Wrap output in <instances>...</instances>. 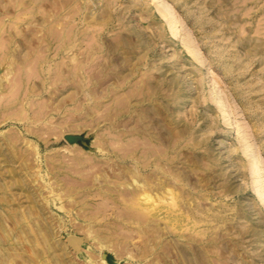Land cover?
<instances>
[{"label":"rangeland","instance_id":"374dc122","mask_svg":"<svg viewBox=\"0 0 264 264\" xmlns=\"http://www.w3.org/2000/svg\"><path fill=\"white\" fill-rule=\"evenodd\" d=\"M46 1L19 24L41 26L34 42L0 37V71L13 67L0 91V264H264V0ZM7 2L0 17L14 31ZM71 13L88 39L66 51L70 26L52 20ZM93 15L107 20L89 27ZM72 51L83 68L74 81ZM132 148L140 163L150 157L142 175L168 184L160 198L128 196L129 174L104 181V169L134 166Z\"/></svg>","mask_w":264,"mask_h":264},{"label":"bare ground","instance_id":"6f19581e","mask_svg":"<svg viewBox=\"0 0 264 264\" xmlns=\"http://www.w3.org/2000/svg\"><path fill=\"white\" fill-rule=\"evenodd\" d=\"M37 1L38 0H30V2L29 3H26V1L25 0H16V1H13V0H8V2L7 3H5V4H7V5H4L2 8H3V14H4V17H5V15L7 14H10V13H8L9 11H13L14 12V15L11 17V22L14 24V27H13V25H12V23H11V25H12V27H13V29H14V31H11V30H9V28H10V25H8V26H6L5 25V22L3 21V15H2V17H0L1 18V22H0V37L1 36H4L5 34L7 35V37L9 38H7L8 40H6V39H4V40H6V44L9 46V43H11L12 42V39L14 38V37H16V35H20V36H22L23 37V39L24 40H26L27 42H29V37L31 36L32 37V35L34 34L33 32H32V30L33 29H35V28H33L31 25H29V26H31L29 29H27L26 31L25 30H21L20 28H19V24L21 23V21H23L24 19H28L30 16H35L36 15V11L37 10H39L38 9V5H36V3H37ZM44 1V0H43ZM46 1V0H45ZM50 1V0H49ZM72 1V0H71ZM47 2V1H46ZM56 2V1H55ZM67 2V1H66ZM48 3V2H47ZM57 3V5L59 4L58 2H56ZM63 3V2H62ZM75 3V2H74ZM27 5V6H26ZM40 6H41V3L39 4ZM26 6V7H25ZM44 6V5H43ZM59 6H60V4H59ZM73 6V5H72ZM47 7V6H46ZM56 7H58V6H56ZM86 7V6H85ZM90 7V6H89ZM42 8V7H41ZM59 8V7H58ZM63 8V7H62ZM68 8H69V6H68ZM72 8V7H71ZM74 8V7H73ZM81 8V7H80ZM24 9V10H23ZM46 9V8H45ZM44 9V10H45ZM60 9V8H59ZM76 9H77V7H76ZM90 9V8H89ZM2 10V9H1ZM23 10V11H22ZM56 10H58L57 8H56ZM71 10V9H70ZM69 10V11H70ZM78 10V9H77ZM65 11V10H64ZM44 12V11H43ZM74 13V12H73ZM75 13H76V11H75ZM78 13V12H77ZM55 15V14H54ZM71 15H72V13H71ZM37 16V15H36ZM50 16V14L48 13V12H45V13H42V18H43V20H44V22H48L49 20H48V17ZM41 17V16H40ZM39 17V18H40ZM59 17V18H58ZM57 18L56 17H53V24L55 25V26H57V25H61V28H62V26L63 25H68L69 24V28H67L68 30L67 31H63L62 33H61V31H60V33L59 32H57V33H59V35H60V37L61 38H65L64 39V41L62 42V41H60V47L62 48V49H64V50H66V51H68V50H73V48L75 47H78V46H81V44H82V42H84L86 39H88L87 38V36L85 35V33H86V31H84V33L83 34H81V35H79L78 36V34L80 33V31L79 32H76L75 31V29L73 28V25H70V23H72L73 22V20H75L76 19V17L75 16H63V17H61V15L60 16H58ZM104 17V16H103ZM41 18V19H42ZM66 18H68V19H66ZM37 19V18H36ZM79 20H80V18H79ZM106 20H107V18H105V19H103L102 21H100V19H98V18H96L94 15L93 16H91V17H87V16H84L83 17V22H85L86 24H87V26H89V27H91V25H95V24H101V23H104V22H106ZM39 21V20H38ZM52 21H50V22H52ZM50 22H49V24H50ZM34 23V22H33ZM33 23H32V25H33ZM30 24H31V22H30ZM38 24V23H37ZM36 24V25H37ZM41 24H39L38 26H40ZM51 25H52V23H51ZM25 27V26H24ZM35 27V26H34ZM95 27H96V25H95ZM38 28V27H37ZM36 28V29H37ZM35 29V31H38L39 29L41 30V26H40V28L38 29V30H36ZM49 29V28H48ZM88 29V28H87ZM39 30V31H40ZM44 31H46V29H43ZM38 31V32H39ZM48 32H46L47 34H43V33H45V32H43V33H41L40 35L41 36H38V39H37V41H40L39 43L38 42H35L36 44L38 43V45L39 46H41V42H46L45 43V45L44 46H42V49H44V48H46L45 50H49L50 49V36L51 35H49V34H52V31H54V29L52 30V31H50V29L49 30H47ZM57 31H59L58 29H57ZM82 32H83V29L81 30ZM36 33V32H35ZM40 33V32H39ZM56 33V32H55ZM54 33V34H55ZM55 35H57V34H55ZM58 35V36H59ZM36 35L34 34V37H35ZM53 36V35H52ZM91 36V35H90ZM19 37V36H18ZM30 37V38H31ZM37 37V36H36ZM54 37H56V36H54ZM89 37V36H88ZM97 37V33L95 34V32H94V34L92 35V38L91 39H94V38H96ZM40 39V40H39ZM58 39V38H57ZM3 40V41H4ZM35 40V39H34ZM53 41H54V39H53ZM90 41V40H89ZM24 43H25V41H23ZM30 42H34V41H31L30 40ZM29 42V43H30ZM0 43H1V41H0ZM4 43V42H3ZM28 43V44H29ZM34 43V44H35ZM26 44V43H25ZM87 44V43H86ZM1 45V44H0ZM4 45H5V43H4ZM33 45V43L31 44V46ZM6 46V45H5ZM8 46H6V47H8ZM30 46V47H31ZM34 46V45H33ZM38 46V47H39ZM54 46H55V44H54ZM86 46H88L89 48L91 47H93L92 46V44H91V42H89ZM2 47L5 49V47L3 46V44H2ZM35 47V46H34ZM44 47V48H43ZM1 48V47H0ZM9 48V47H8ZM40 48V47H39ZM4 49H2V51L4 50ZM38 49V48H37ZM58 49V48H57ZM6 50V49H5ZM8 50V49H7ZM6 50V51H7ZM94 50V49H93ZM96 50H98V49H96ZM78 51V50H77ZM90 51V50H89ZM3 52H5V51H3ZM32 52V51H31ZM42 52H43V50H42ZM91 52V51H90ZM96 52V51H95ZM92 53V52H91ZM3 54V53H2ZM10 56H11V54H13V53H11V51L8 53ZM16 54V53H15ZM32 54V53H31ZM44 54V53H43ZM72 55L70 56V59H68V60H70L69 61V63H71V67L69 68V71H70V74L72 75V76H74L73 77V81H74V78H75V75H80L81 73H82V70H83V68H82V61H80L79 59H81V58H78L79 57V54H80V52H79V54L78 55H76L77 54V52L76 53H74L73 51H72V53H71ZM8 55V56H9ZM36 55V54H35ZM34 55V56H35ZM91 55V54H90ZM3 56H4V54H3ZM7 56V55H6ZM9 56V57H10ZM28 56H29V54H28ZM39 56V55H38ZM78 56V57H77ZM82 56V55H81ZM2 56L0 55V58H1ZM13 57H14V55H13ZM12 56H11V58H13ZM39 57H41V56H39ZM5 59L6 57L4 56V57H2L1 59ZM33 58V57H32ZM0 59V64L2 65V60ZM15 59H16V57H15ZM36 59V58H35ZM35 59H33V60H35ZM17 60V59H16ZM40 60H42V58H40ZM89 60V59H88ZM95 60V59H94ZM94 60H93V62H94ZM30 61V60H29ZM38 61V60H37ZM36 61V62H37ZM86 61V60H85ZM84 61V62H85ZM6 62V61H5ZM8 62H10V60L8 61ZM28 62V61H27ZM26 62V63H27ZM33 62V61H32ZM32 62H30V65H31V63ZM41 62V61H40ZM93 62H92V64H93ZM20 63V62H19ZM22 63V62H21ZM60 63H62V62H60ZM59 63V64H60ZM11 63H9V65H10ZM14 64V63H13ZM25 64V63H24ZM42 64V63H41ZM63 64V63H62ZM67 64V63H66ZM91 64V63H90ZM12 65V64H11ZM36 65V64H35ZM35 65H33V66H35ZM87 65V64H86ZM85 65V66H86ZM98 65V64H97ZM28 67H29V65H27ZM32 65H31V67H30V69L33 67ZM89 66V65H88ZM7 67H9L10 68V66H7ZM27 67V68H28ZM60 67H62V66H60ZM60 67L58 68L59 69V71H60ZM93 67V66H92ZM11 68H13V67H11ZM7 69V71H5L4 70V72H2V71H0V91H2V86H3V82H5L6 81V79H7V75L8 74H10V73H12V70L13 69ZM67 68V67H66ZM4 69V68H3ZM35 70H36V68H34ZM33 68H32V70H34ZM56 69V68H55ZM58 69L56 70L58 73H59V71H58ZM1 70V69H0ZM38 70V69H37ZM36 70V71H37ZM53 70V69H52ZM67 70V69H66ZM88 70V69H87ZM89 70H90V68H89ZM100 70V69H99ZM94 71V70H93ZM24 72V71H23ZM61 72V71H60ZM83 72H85V71H83ZM100 72V71H99ZM39 73V72H38ZM63 73V72H62ZM101 73V72H100ZM17 74V73H16ZM19 74V73H18ZM17 74V75H18ZM22 74V73H21ZM56 74V73H55ZM85 74V73H84ZM23 75H24V73H23ZM30 75V74H29ZM27 73H26V76H29ZM58 75H62L61 73L60 74H58ZM64 75V74H63ZM67 75V74H66ZM89 75V74H88ZM87 75V76H88ZM93 75H94V73H93ZM102 75V74H101ZM19 76V75H18ZM22 76V75H21ZM57 76V75H56ZM86 76V77H87ZM96 75H94L93 77H95ZM98 76V75H97ZM20 77V76H19ZM25 77V76H24ZM24 77H23V80L22 81H24ZM60 77V76H59ZM80 77V76H79ZM98 77H100V76H98ZM26 78V77H25ZM61 78H63V77H61ZM89 78H90V75H89ZM96 78V77H95ZM20 79V78H19ZM55 79V81H57V79L56 78H54ZM59 79V78H58ZM8 80H9V78H8ZM16 80H18V78L16 79ZM28 80V79H27ZM69 81H70V79H68ZM71 80V81H72ZM19 81V80H18ZM22 81H21V83H22ZM70 81V82H71ZM94 81H95V79H94ZM20 82V81H19ZM26 82H28V81H26ZM58 82V81H57ZM96 82V81H95ZM18 83V82H17ZM25 84V83H24ZM84 84V83H83ZM143 84V83H142ZM141 84V85H142ZM10 85L11 86H13V84H11L10 83ZM81 85V84H80ZM19 86H20V84H19ZM23 86V85H22ZM24 86H26L27 87V85L25 84ZM30 86V85H29ZM28 86V87H29ZM18 87V86H17ZM26 87H24L25 88V91H26ZM30 87H32V86H30ZM29 87V88H30ZM19 88V87H18ZM28 88V89H29ZM139 88V87H138ZM141 88V87H140ZM144 88V87H143ZM12 89H13V87H12ZM77 89H79V88H77ZM142 89V88H141ZM141 89H139L138 90V92H140L141 91ZM14 90H15V85H14ZM30 90H32V88L31 89H29V90H27V91H30ZM143 90V89H142ZM13 91V90H12ZM17 91H18V89H17ZM24 91V92H25ZM33 91V90H32ZM134 91V90H133ZM137 91V90H136ZM135 91V92H136ZM16 92V90L14 91V93ZM11 93V92H10ZM13 93V92H12ZM13 93V94H14ZM25 93H27V92H25ZM29 93H31V92H29ZM143 93H144V91H143ZM28 94V93H27ZM131 94H132V92H131ZM130 94V95H131ZM135 94V93H134ZM141 94V93H140ZM11 96H13L12 94H11ZM92 96V95H91ZM126 96V95H125ZM14 97H15V95H14ZM95 97V96H94ZM128 97H129V95L128 96H126L125 98V100H127L128 99ZM12 98V97H11ZM70 99H71V96L69 97ZM13 99V98H12ZM26 99V98H25ZM72 99H73V95H72ZM5 101H8V100H5ZM119 102V101H118ZM127 102V101H126ZM13 103V102H12ZM116 103V102H115ZM119 103H122V101H120ZM128 103V102H127ZM26 104V103H25ZM32 104V103H31ZM118 104V103H117ZM115 105V104H114ZM120 105H123V103L122 104H120ZM19 106V105H18ZM17 106V107H18ZM21 106V105H20ZM118 106V105H117ZM55 107V106H54ZM122 107V106H121ZM120 107V108H121ZM42 107H40V109H41ZM53 108V107H52ZM39 109V108H38ZM50 110V109H49ZM123 110H124V106H123ZM127 110V109H126ZM125 110V111H126ZM36 111H38V110H36ZM51 111H52V109H51ZM112 111V110H111ZM120 111V112H119ZM39 112V111H38ZM37 112V113H38ZM46 112V111H45ZM127 112V111H126ZM25 111H24V108H23V105L20 107V109L18 110V115H16V118H20L19 120H21V118H23V116H25ZM36 113V115H38L37 117H39L40 116V113H38L37 114ZM44 113V112H43ZM43 113H42V115H43ZM120 114L121 113V110L119 109L118 111H115V113H113L114 115H116L117 116V114ZM45 114V113H44ZM18 116V117H17ZM45 116V115H44ZM112 116V115H111ZM35 117V116H34ZM41 118V117H40ZM114 118H115V116H114ZM35 119H37L36 117H35ZM39 119V118H38ZM37 119V120H38ZM18 120V119H17ZM46 123V122H45ZM51 123V122H50ZM52 124V123H51ZM49 125V124H48ZM52 126V125H51ZM125 131V130H124ZM149 133V132H148ZM125 134V133H124ZM112 135V134H111ZM121 135H122V133H121ZM109 136H110V134H109ZM114 136V135H113ZM144 136V135H143ZM15 137V136H14ZM19 138V137H18ZM99 138V137H98ZM146 139V138H145ZM103 141V140H102ZM100 139H99V141L98 140H96V142L97 143H95L96 145L95 146H97V144L98 145H101V142H102ZM135 141V140H134ZM138 141V140H137ZM145 141V140H144ZM148 141V140H147ZM147 141L146 142H144V143H147ZM128 144H130V143H128ZM127 144V145H128ZM137 144H140V143H137ZM137 144H134L135 146H138L139 147V145H137ZM141 144H143V142L141 143ZM140 144V145H141ZM148 145L150 144V143H147ZM147 144H145V145H147ZM127 145H126V148H127ZM131 145V144H130ZM134 145H132V147L134 146ZM103 146V145H102ZM102 146L100 147L101 149H102ZM143 146V145H142ZM151 146V145H150ZM110 147V146H109ZM125 147V146H124ZM144 147V146H143ZM112 148V147H111ZM114 148V147H113ZM118 148V147H117ZM156 148H158V147H156ZM128 149H129V147L127 148V151H128ZM133 149V152L129 155V154H127L128 156H129V158H133V163H134V166L132 167V168H130V167H128V166H122V168L121 169H119V168H117V171L115 170L116 169V166H115V163L113 164V163H109V162H106V164H107V167L109 168V170H111L112 172H113V168H114V166H115V171H116V173H113V175H108L106 172H105V169H104V172L101 174L104 178H105V180H104V178L102 177V179L104 180V181H107L108 179V177H114V178H117V179H122L123 181H124V179H125V176H127L128 174H129V176L131 177V183H133L132 185V189L131 190H129L128 191V193L126 192V191H119V189L117 188V190H118V192H119V197L122 195V194H125L126 195V193L128 194V196H141L142 198H145V199H148V200H154V199H158V198H160L161 197V195H160V191L161 190H165V185L167 184V183H165L164 181H162V180H157V181H154L156 178H155V174L153 175V174H150L149 173V175H142V171L146 168V166H148L149 165V162L147 161L149 158H148V156H146L147 157V160H143V161H141L142 163H140V160H138L139 159V157L137 156V154H135V152H134V149L135 148H132ZM131 149V150H132ZM136 149H137V147H136ZM135 149V150H136ZM142 149H144V148H142ZM145 149H147L146 147H145ZM144 149V150H145ZM103 150V149H102ZM116 150H118V149H116ZM119 150H121V148L119 149ZM125 150V149H124ZM130 150V149H129ZM156 150V149H155ZM121 151H123V149L121 150ZM121 151H117V152H121ZM126 151V152H127ZM139 152H141V150H138ZM128 152H130V151H128ZM138 152V153H139ZM144 153L146 152V151H143ZM148 152V151H147ZM146 152V153H147ZM159 152V151H158ZM157 152V153H158ZM123 153V152H122ZM150 153V152H149ZM149 153H148V155H149ZM151 154V153H150ZM127 158H128V156L126 155V154H124ZM123 155V157L120 155V157L121 158H124L125 156ZM138 155H141V153L140 154H138ZM143 155V154H142ZM152 155H154V154H152ZM119 156V155H118ZM137 156V157H136ZM145 156V155H144ZM142 157V156H141ZM76 159V162L78 163V165H80L81 164V160H79L77 157H75ZM81 158V157H80ZM138 158V159H137ZM145 158V157H144ZM143 158V159H144ZM82 160H84V159H82ZM54 163V162H53ZM92 164H93V162H92ZM95 165V164H94ZM98 165V164H97ZM49 166H51V165H49ZM80 166H82L83 167V165H80ZM79 166V169H81V167ZM91 167L93 166V165H90ZM95 167V166H94ZM53 169V168H52ZM108 170V171H109ZM51 171V170H50ZM111 172V173H112ZM154 172V171H153ZM152 172V173H153ZM110 173V174H111ZM165 173V172H164ZM101 175H100V177H101ZM126 178H128V177H126ZM155 178V179H154ZM96 179V178H95ZM73 180V179H72ZM76 181V180H75ZM125 182V181H124ZM140 182V183H139ZM73 183V182H72ZM78 183V182H77ZM79 184V183H78ZM128 184H130V183H127V185ZM75 185V184H74ZM77 185V184H76ZM82 185V184H81ZM168 185V184H167ZM167 185H166V188H167ZM110 187V186H109ZM113 189V188H112ZM53 190V189H52ZM106 190H108L109 192H112V191H114V192H116L115 190H116V188H115V190H110V189H106ZM154 190H156L157 192H158V194H156V193H154L153 195L151 194V193H153L154 192ZM59 194H61V193H59ZM100 196H102V197H104V196H106V194L107 193H104V189H100V191H99V193H98ZM58 195V194H57ZM125 195H123L122 197H124ZM108 196V195H107ZM111 200H113V202L114 203H116V200H115V198L113 197H111V196H108ZM126 198H127V196H125ZM133 197V198H134ZM118 198V197H117ZM128 198H130V197H128ZM132 198V197H131ZM130 198V199H131ZM129 199V200H130ZM170 199V198H169ZM172 199V198H171ZM135 200V199H134ZM133 200V204H135L134 202H136V200L134 201ZM71 201V200H70ZM69 201V202H70ZM147 201V200H146ZM145 201V202H146ZM160 201V200H159ZM73 202V201H72ZM71 202V203H72ZM75 202V201H74ZM129 203H131L130 201H128ZM151 202V201H150ZM146 203H148V201L146 202ZM162 203V202H161ZM83 205V204H82ZM106 205V204H105ZM113 205H115V204H113ZM156 206V205H155ZM83 207V206H82ZM105 207V206H104ZM82 211V210H81ZM86 215H84V218H86L85 217ZM83 218V219H84ZM87 218H89V217H87ZM86 218V219H87ZM88 230L89 229H92L93 228V225H92V222H88ZM93 231V230H92ZM90 233H92V232H90ZM91 238L93 239V240H96V242H98V244H100V246H101V249H103V250H105L106 251V248H107V246L106 245H103L104 243L103 242H109V241H107L105 238H103V237H100L99 235H96V232H94V234H93V236H91ZM71 242H74L76 245L78 244V242H82L79 238L77 239V238H72L71 239ZM150 249V248H149ZM150 251H151V249H150ZM99 259V258H98ZM101 259V260H100ZM100 259H99V262L101 261L103 264H118L117 263V261H115V260H113V261H107V260H102V257H100ZM102 263H99V264H102ZM152 264H154V263H152ZM155 264H159L158 263V261L157 262H155Z\"/></svg>","mask_w":264,"mask_h":264},{"label":"water","instance_id":"95a60500","mask_svg":"<svg viewBox=\"0 0 264 264\" xmlns=\"http://www.w3.org/2000/svg\"><path fill=\"white\" fill-rule=\"evenodd\" d=\"M68 142H76L77 140H79V136H75V135H66L64 137Z\"/></svg>","mask_w":264,"mask_h":264}]
</instances>
